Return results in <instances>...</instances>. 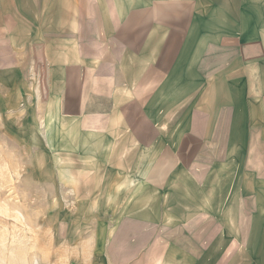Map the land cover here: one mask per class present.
I'll list each match as a JSON object with an SVG mask.
<instances>
[{
	"label": "crops",
	"instance_id": "0c3cea01",
	"mask_svg": "<svg viewBox=\"0 0 264 264\" xmlns=\"http://www.w3.org/2000/svg\"><path fill=\"white\" fill-rule=\"evenodd\" d=\"M0 116L122 212L105 264H264V0H0Z\"/></svg>",
	"mask_w": 264,
	"mask_h": 264
},
{
	"label": "rangeland",
	"instance_id": "374dc122",
	"mask_svg": "<svg viewBox=\"0 0 264 264\" xmlns=\"http://www.w3.org/2000/svg\"><path fill=\"white\" fill-rule=\"evenodd\" d=\"M8 118L0 116V264H105L108 228L98 223L122 212L99 210L113 203L80 177L76 193L62 186L73 163H52L34 124Z\"/></svg>",
	"mask_w": 264,
	"mask_h": 264
}]
</instances>
